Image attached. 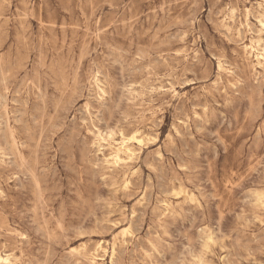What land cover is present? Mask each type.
<instances>
[{
    "label": "rangeland",
    "instance_id": "374dc122",
    "mask_svg": "<svg viewBox=\"0 0 264 264\" xmlns=\"http://www.w3.org/2000/svg\"><path fill=\"white\" fill-rule=\"evenodd\" d=\"M263 20L264 0H0V256L264 264Z\"/></svg>",
    "mask_w": 264,
    "mask_h": 264
},
{
    "label": "bare ground",
    "instance_id": "6f19581e",
    "mask_svg": "<svg viewBox=\"0 0 264 264\" xmlns=\"http://www.w3.org/2000/svg\"><path fill=\"white\" fill-rule=\"evenodd\" d=\"M26 5V4H25ZM259 7V6H258ZM260 18V17H259ZM264 25V20L262 22ZM260 35V34H259ZM261 43V42H260ZM109 46V44H108ZM264 48V47H263ZM264 51V50H262ZM126 54V53H125ZM264 57V56H262ZM42 58V57H41ZM261 58V57H260ZM2 65V63H1ZM66 70V69H65ZM102 70V69H101ZM62 72V71H61ZM2 76V75H1ZM64 76V75H63ZM78 76V75H77ZM76 77V76H75ZM218 78V77H217ZM3 79V78H2ZM72 82V81H71ZM73 83V82H72ZM83 84V83H82ZM2 85V84H1ZM61 85V84H60ZM77 85V84H76ZM8 86V85H7ZM5 90V89H4ZM61 93V92H60ZM17 95V94H16ZM7 97V96H6ZM120 97V96H119ZM72 98V97H71ZM96 98V97H95ZM6 99V98H5ZM197 99V98H196ZM4 100V99H3ZM7 101V100H6ZM42 101V100H41ZM97 103V102H96ZM4 104V103H3ZM63 108V107H62ZM35 109V108H34ZM37 109V108H36ZM56 110V109H55ZM58 110V109H57ZM37 111V110H36ZM24 112V111H23ZM22 113V112H21ZM26 113V112H25ZM22 115V114H21ZM24 115V113H23ZM30 117V116H29ZM76 118V117H75ZM2 119V118H1ZM28 121V120H27ZM186 121V120H185ZM18 122V121H17ZM20 123V122H19ZM23 123V122H22ZM5 125V124H4ZM28 126V125H27ZM26 127V126H25ZM6 128V127H5ZM8 128V127H7ZM108 129V128H107ZM4 132V131H3ZM44 132V131H43ZM157 135V134H156ZM149 136V135H148ZM141 134L139 133L138 129H133L131 130L127 135H123V142L115 147V149L112 150L110 153V157L113 160L114 163H118L121 160V156L123 154H126L130 156L132 154V147L134 143H142V138ZM144 137V136H143ZM144 140V138H143ZM141 141V142H140ZM47 142V141H46ZM174 143V142H173ZM37 149V148H36ZM128 158V157H126ZM93 164V163H92ZM95 168V167H94ZM55 170V169H54ZM130 186V185H129ZM123 192V191H122ZM113 196V195H112ZM131 209V208H130ZM189 212V211H188ZM123 222V221H122ZM130 223V222H129ZM128 229V228H127ZM189 229V227H188ZM129 230V229H128ZM43 231V230H42ZM208 231V230H207ZM223 234V233H222ZM231 234V233H230ZM211 235V234H210ZM187 241V240H186ZM230 250V249H229ZM119 251V250H118ZM97 256L96 254L92 255V262H95ZM0 261L4 262L5 264H10V258L9 256L1 257L0 256Z\"/></svg>",
    "mask_w": 264,
    "mask_h": 264
}]
</instances>
